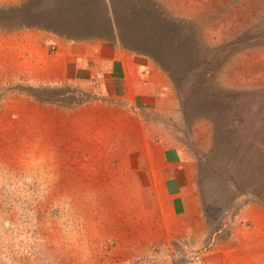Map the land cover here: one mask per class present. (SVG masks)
I'll list each match as a JSON object with an SVG mask.
<instances>
[{"label":"crops","instance_id":"1","mask_svg":"<svg viewBox=\"0 0 264 264\" xmlns=\"http://www.w3.org/2000/svg\"><path fill=\"white\" fill-rule=\"evenodd\" d=\"M178 2L17 0L0 25V86L12 114L52 121L72 195L106 200L119 262L264 264V115L252 123L260 141L232 137L225 120L207 203L168 126L171 72L199 38Z\"/></svg>","mask_w":264,"mask_h":264},{"label":"rangeland","instance_id":"2","mask_svg":"<svg viewBox=\"0 0 264 264\" xmlns=\"http://www.w3.org/2000/svg\"><path fill=\"white\" fill-rule=\"evenodd\" d=\"M16 1L0 0V25L11 22L8 8ZM182 1L185 34L198 31L199 41L188 49L186 38L184 70L171 72L178 99L168 126L197 162L207 203L225 120L234 126L232 137L242 128L243 137L262 139L252 123L264 115V0ZM4 90L0 86V264H145L118 261L120 248L105 238L113 215L106 200L72 195L80 184L66 182L70 168L63 145L52 143V121L12 114Z\"/></svg>","mask_w":264,"mask_h":264}]
</instances>
